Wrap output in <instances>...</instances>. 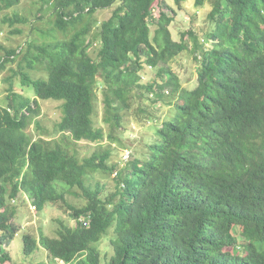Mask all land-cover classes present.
Listing matches in <instances>:
<instances>
[{
  "label": "trees",
  "instance_id": "16d2710c",
  "mask_svg": "<svg viewBox=\"0 0 264 264\" xmlns=\"http://www.w3.org/2000/svg\"><path fill=\"white\" fill-rule=\"evenodd\" d=\"M155 1L40 0L49 11L37 19L49 28L37 29L50 40L25 39L0 56V72L19 59V70L2 78L8 87L0 103L1 264L10 260L6 243L21 229L10 202L22 191L39 211L62 201L74 222L58 219L54 236L24 233L25 257L40 244L56 264H102L95 243L113 226L105 264H264V0H214L210 46L192 30L174 40L173 16L158 0L155 17ZM20 2L0 0V11ZM114 5L92 57V15ZM1 22L28 19L15 13ZM58 31L71 33L57 40ZM185 50L198 65L192 88L180 85L170 64ZM145 64L158 68L160 80L140 83ZM38 66L45 72L33 77ZM15 76L33 87V97L14 90ZM167 87L177 99L174 113L123 166L112 161L111 146L81 159L26 132L39 124L40 100L51 99L61 102L58 130L74 141L119 142L123 114L143 90L162 97ZM98 90L109 131L94 121ZM91 171L113 175L112 186L86 185ZM66 194L85 202L72 204Z\"/></svg>",
  "mask_w": 264,
  "mask_h": 264
},
{
  "label": "rangeland",
  "instance_id": "374dc122",
  "mask_svg": "<svg viewBox=\"0 0 264 264\" xmlns=\"http://www.w3.org/2000/svg\"><path fill=\"white\" fill-rule=\"evenodd\" d=\"M166 5L164 10L173 16V20L169 25L171 36L174 40L179 41L183 33L189 30L198 33L200 40L204 46H210L211 42L206 40L207 34L211 32L214 24L210 21L208 15L213 8L214 0H202L201 4H197V0H162ZM115 5L112 7L99 9L92 15L90 21V34L87 40L93 41L90 48L92 57H96L99 50L100 25L105 19H108ZM160 3L156 0L153 4V15L158 17L160 14ZM47 5L43 6L40 0H21L20 4L13 6L7 10L0 11V56L5 54V49L23 47L25 39H37L38 42L50 39H44L39 30L49 28L46 20H38L39 15L47 13ZM15 13L24 16L28 19L26 23H14L10 25L9 22H1L3 17L13 16ZM16 28L22 32L15 31ZM39 30H38V29ZM156 25H151V36L154 35ZM70 33L64 34L57 32V40H62L70 36ZM203 38V39H202ZM187 40V35L185 36ZM205 39V40H204ZM23 67L25 62L21 63ZM171 69L179 76L180 85L185 88H192L197 79V62L194 60L193 54L185 50L173 59L170 63ZM19 59L6 64L5 68L0 72V103L3 102L7 94L8 84L2 81V78L12 73V69L19 70ZM33 77H39L44 74L43 68L38 66V69L30 71ZM14 90L23 93L26 96L33 97L32 86H22L19 77H14ZM160 80L158 77V68L144 65L141 71V84ZM143 90V89H141ZM144 95L139 97L131 104V109L123 114L124 122L120 132L119 142H113L108 138L98 142L88 141H74L68 133H63L57 128V122L61 118V102L55 100H40L41 113L37 116L39 124L32 123L26 129V132L31 134L34 139L43 137L51 142L57 141L65 146L71 153H76L79 158H84L91 155L94 151H99L107 146L115 148V155L112 156V161L119 162L123 166V162L129 159L131 153H142L146 150V143L151 140L155 129L162 123L163 120L170 118L175 111V103L177 99L171 94L169 87L164 90L162 97H157L154 93L143 90ZM135 92H140L136 89ZM103 99L102 94L98 90L96 93V111L94 114V121L97 126H103L105 131H109V127L103 123ZM121 133V134H120ZM127 155V156H125ZM113 175L105 174L101 171H91L85 176L86 185L95 188L96 184H107L112 186ZM77 193L80 190L75 189ZM67 200L75 205H82L85 202L83 197H78L73 194H66ZM17 207V223L21 226L16 236L6 243L10 260L2 264H36L39 262L46 264L54 263L46 250L39 244L38 249L29 257L23 254V239L24 233H30L34 237H39L40 232L54 236L57 227L58 219L63 220L68 224H74L73 220L68 214V208L61 201L58 205L47 206L41 211L34 208V203L25 192H20L15 202H10ZM113 226H111L107 234L95 243L100 249L102 264H105L106 258L112 253L111 239L114 237ZM229 250V248H227ZM62 263V262H60ZM1 264V263H0Z\"/></svg>",
  "mask_w": 264,
  "mask_h": 264
},
{
  "label": "built area",
  "instance_id": "2783aa9c",
  "mask_svg": "<svg viewBox=\"0 0 264 264\" xmlns=\"http://www.w3.org/2000/svg\"><path fill=\"white\" fill-rule=\"evenodd\" d=\"M125 156H127V155H125Z\"/></svg>",
  "mask_w": 264,
  "mask_h": 264
}]
</instances>
